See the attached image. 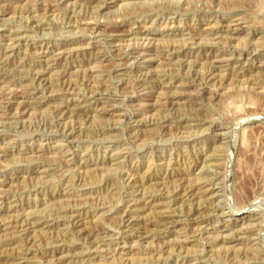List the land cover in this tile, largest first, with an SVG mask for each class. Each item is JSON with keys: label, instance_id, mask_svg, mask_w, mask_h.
<instances>
[{"label": "rangeland", "instance_id": "obj_1", "mask_svg": "<svg viewBox=\"0 0 264 264\" xmlns=\"http://www.w3.org/2000/svg\"><path fill=\"white\" fill-rule=\"evenodd\" d=\"M114 1L0 0V223H39L1 228L0 264H264V0Z\"/></svg>", "mask_w": 264, "mask_h": 264}, {"label": "bare ground", "instance_id": "obj_2", "mask_svg": "<svg viewBox=\"0 0 264 264\" xmlns=\"http://www.w3.org/2000/svg\"><path fill=\"white\" fill-rule=\"evenodd\" d=\"M28 1V0H27ZM32 1V0H31ZM37 1V0H36ZM50 1V0H49ZM56 1V4H47V6L49 7V8H52V7H54V6H58L59 5V3H58V1L60 2V1H62V0H55ZM64 1V0H63ZM66 1V0H65ZM100 1H102V2H104L105 4H109V3H111V2H115L114 0L112 1H110V0H100ZM108 1H110V2H108ZM211 1V0H210ZM214 1V0H213ZM33 2H34V0H33ZM40 2H41V0H40ZM44 2V1H43ZM43 2H41V3H43ZM53 2V1H52ZM124 2V1H123ZM38 3V2H37ZM55 3V2H54ZM124 3H126V2H124ZM210 3V2H209ZM64 4H65V2H64ZM46 5V4H45ZM116 5V4H115ZM128 5V4H127ZM4 6V5H3ZM39 6H41V4L39 5ZM39 6H38V8H39ZM41 7H43V6H41ZM47 9V8H46ZM60 9V8H59ZM152 9V8H151ZM53 10V9H52ZM56 10V9H55ZM1 11V10H0ZM5 12V11H4ZM3 10H2V12H0V15H2L3 13ZM31 12V11H30ZM50 12V11H49ZM241 14V13H240ZM35 15V14H34ZM57 15V14H56ZM128 15V14H127ZM238 16V15H237ZM242 16V15H241ZM33 17V16H32ZM232 17H235V16H232ZM29 18H31V17H29ZM29 18H27V19H29ZM34 18V17H33ZM32 19V18H31ZM219 19V18H218ZM240 20V18H234V19H231L230 21H234V20ZM38 20V19H37ZM167 20V19H166ZM238 20V21H239ZM29 21V20H28ZM69 21V20H68ZM237 21V22H238ZM30 22V21H29ZM34 22H35V20H33V21H31V23L30 24H34ZM40 22V21H39ZM242 22V21H241ZM35 24H36V22H35ZM74 24V23H73ZM98 24V23H97ZM96 24V26L95 25H93V29H99V25H97ZM212 24V23H211ZM217 24H219V23H217ZM35 27V26H34ZM91 28V29H92ZM101 28V27H100ZM221 29V28H220ZM220 29L218 30V28H213V31L214 32H216V34L217 33H219L220 32ZM103 31V30H102ZM119 31V30H118ZM128 31V30H127ZM199 31V30H198ZM108 32V31H107ZM183 32V31H182ZM181 32V33H182ZM111 33H114V31L113 32H111V30L109 31V33H108V35L110 36V37H114L113 39H115V34H111ZM133 33V32H132ZM195 33V32H194ZM193 32H189V34H190V36H189V38L188 39H190V40H192V41H190L189 43L191 44V45H198V46H200V47H202V46H204V45H206V44H204V43H202L203 42V40H200L199 38H198V36L196 35V33L194 34ZM20 34V33H19ZM99 34V33H98ZM102 34H107V33H101V35ZM117 34H119V33H117ZM116 34V35H117ZM121 35V34H120ZM119 35V36H120ZM196 35V36H195ZM99 36V35H98ZM105 36V35H104ZM186 36V35H185ZM184 36V37H185ZM16 37V36H15ZM147 37V36H146ZM150 37V36H149ZM176 37V36H175ZM183 37V38H184ZM200 37V36H199ZM217 37H222V36H220V35H218ZM17 38V37H16ZM201 38V37H200ZM230 38V37H229ZM228 38V39H229ZM234 38V37H233ZM144 39V38H143ZM14 40H16L15 38H14ZM95 40V39H94ZM167 40V39H166ZM172 40V39H171ZM215 40V39H214ZM219 40V39H218ZM9 41V40H8ZM7 41V42H8ZM11 41V40H10ZM145 41V40H144ZM152 40H150V41H148V42H143V43H138L136 46H135V50L136 51H145V52H148V51H153L154 50V48H155V46H154V43L156 42H151ZM177 41V40H176ZM199 41V42H198ZM202 41V42H201ZM213 41V40H212ZM230 41V40H229ZM19 42V41H18ZM17 42V43H18ZM165 42V41H164ZM173 42H175V41H173ZM180 42V41H179ZM166 43V42H165ZM183 43H184V41H183ZM227 43V42H226ZM8 44V43H7ZM6 44V45H7ZM14 44H15V42L13 41V39H12V42L11 43H9L8 44V49H7V51H13L14 50ZM176 44V43H175ZM186 45V44H185ZM210 45H214V44H210ZM223 45H225V44H223ZM258 45V44H257ZM63 46H64V44H62L61 46L60 45H56V46H53L52 47V49H51V51H48V53L49 52H52V53H54V54H56V56L57 55H64L66 52H68V50H64V48H63ZM134 46V45H133ZM233 46V45H232ZM255 46V45H254ZM181 47V46H180ZM188 47V46H187ZM252 47V46H251ZM116 48V47H115ZM169 48H173V49H170V50H168V51H171V50H175V49H177V46L175 47V46H172V47H169ZM184 48V47H183ZM42 49V48H41ZM50 49V48H49ZM75 49V48H74ZM113 49V48H112ZM133 49V48H132ZM157 49V48H156ZM155 49V50H156ZM187 49V48H186ZM259 49H261V48H259ZM164 50V49H163ZM70 51H71V49H70ZM120 51V50H119ZM135 51V52H136ZM191 51V50H190ZM189 51V52H190ZM239 52V51H238ZM40 53V52H39ZM47 53V52H46ZM46 53H44V55L42 56V58L45 56V54ZM76 53V52H75ZM171 53V52H170ZM173 53V52H172ZM175 53H176V50H175ZM178 53H180V51L178 52ZM177 53V54H178ZM216 53V52H215ZM113 54V53H112ZM138 54V53H137ZM186 54V53H185ZM52 55V54H51ZM119 55H121V54H119ZM118 55V56H119ZM126 55V54H125ZM170 55H172V54H170ZM176 55V54H175ZM46 56H47V54H46ZM115 56V55H114ZM157 56V55H156ZM161 56V55H160ZM237 56H238V54H237ZM236 56V57H237ZM240 56V55H239ZM58 57V56H57ZM56 57V58H57ZM117 57V56H116ZM121 57V56H120ZM123 57V56H122ZM135 57V56H134ZM167 57V56H166ZM177 57V56H176ZM230 57L231 56H229V58H225L223 55L220 57V56H217V59L215 60V62H230ZM48 58V57H47ZM165 58V57H164ZM168 58V57H167ZM44 59V58H43ZM51 59V58H50ZM53 59H55V58H53ZM151 59H153V58H151ZM156 59V58H155ZM49 60V59H48ZM52 60V59H51ZM154 60V59H153ZM258 60V59H257ZM39 61V60H38ZM45 61H47V60H45ZM53 61V60H52ZM149 61H152V60H149ZM26 62V61H25ZM46 63V65H47V62H45ZM198 63V62H197ZM40 64V63H39ZM44 64V63H43ZM49 64H50V62H49ZM119 64V63H118ZM162 64V63H161ZM35 65V64H34ZM52 65V64H51ZM181 65V64H180ZM50 66V65H49ZM67 66V65H66ZM210 66V65H209ZM42 67V66H41ZM44 67V66H43ZM188 67H190V66H188ZM188 67H187V69H188ZM221 67V65H217V64H213V66L210 68V70H209V73L208 74H205V77H203L204 79V81L206 82H204L205 84H207V83H209V84H214V85H216V87H217V83L215 84L214 82H216L215 81V79H216V76H215V74L211 71L213 68L215 69V68H217L218 69V71H219V68ZM226 67V66H225ZM67 68V67H66ZM201 68V67H200ZM45 69V68H44ZM91 69V68H90ZM259 69V68H258ZM261 69V68H260ZM169 70V69H168ZM94 71V70H93ZM176 71V70H175ZM26 72V71H25ZM160 72V71H159ZM43 73V72H42ZM42 73H38V75L37 76H34L35 77V79L36 78H38V80L42 77ZM158 73V72H157ZM166 73V72H165ZM170 73V72H169ZM199 73V72H198ZM258 73V72H257ZM219 74V73H218ZM246 74V73H245ZM16 75V74H15ZM20 75V74H19ZM36 75V74H35ZM183 75V74H182ZM63 76V75H62ZM100 76V75H99ZM156 76V75H155ZM161 76V75H160ZM256 76V75H255ZM90 77V76H89ZM222 77V76H221ZM252 77V76H251ZM62 78H64V77H62ZM87 79V78H86ZM218 79V78H217ZM44 80H46V79H44ZM48 80V79H47ZM64 80H65V78H64ZM63 80V82H65ZM148 80V79H147ZM151 80H153V79H151ZM253 80V79H252ZM255 83H258L259 81H260V79L259 78H255ZM17 81V80H16ZM42 81V80H41ZM154 81V80H153ZM242 81H243V79H242ZM1 82V81H0ZM6 82H8V80H6ZM47 82V81H46ZM53 82V81H52ZM60 82V81H59ZM202 82V81H201ZM251 82V81H250ZM254 82V81H253ZM44 83V82H43ZM66 83V82H65ZM156 83V82H155ZM189 83V82H188ZM41 84V83H40ZM54 84H56V83H54ZM53 84V85H54ZM60 84H61V82H60ZM68 84V81H67V83H66V85ZM251 84V83H250ZM46 85V84H45ZM48 85V84H47ZM46 85V86H47ZM69 85V84H68ZM202 85V84H201ZM240 85V84H239ZM255 85V84H254ZM7 86H8V84H7ZM14 86V85H13ZM63 86V85H62ZM242 86V85H241ZM253 86V85H252ZM20 87V86H19ZM59 87H60V85H59ZM68 87V86H67ZM205 87H207V86H205ZM245 87V86H244ZM2 88V87H1ZM46 88V87H45ZM103 88V87H102ZM143 88V87H142ZM204 88V87H203ZM219 88H221V87H219ZM237 88V87H236ZM4 89V88H3ZM8 89V88H7ZM78 89V88H77ZM147 90V89H146ZM9 91V90H8ZM7 91V92H8ZM66 91V90H65ZM74 91V90H73ZM85 91V90H84ZM100 91V90H99ZM204 91V90H203ZM43 92V91H42ZM3 93V92H2ZM148 93V92H147ZM171 93V92H170ZM177 93V92H176ZM216 93V92H215ZM175 94V93H174ZM4 95L6 96V97H4L3 99H6V100H10L11 99V101H7L6 103H8L9 105L8 106H10V107H12L13 108V106H14V108H16V109H20V110H24V108L28 105V103H29V101H26V99H27V96L28 95H26V93L24 94V93H13V91H12V93L11 92H8V93H4ZM3 96V95H2ZM75 98V97H74ZM168 98V97H167ZM1 99V98H0ZM5 100V101H6ZM4 102V101H3ZM2 102V103H3ZM83 103V102H82ZM1 104V103H0ZM161 104V103H160ZM5 106V105H4ZM3 108V107H2ZM9 108V107H8ZM78 108V105H76V106H72V104L71 105H63V107H60V108H56V111L58 112V113H60V114H62V115H64V114H66V113H68L69 111H72V110H75V109H77ZM8 111V110H7ZM25 111V110H24ZM4 112V111H3ZM71 113V112H70ZM22 114V112H17L16 114H15V116L16 117H19L20 115ZM2 116V115H1ZM5 116V115H4ZM198 117V116H197ZM152 121H154V120H152ZM195 121V120H194ZM155 122V121H154ZM161 125V124H160ZM112 126V125H111ZM193 127V126H192ZM65 128V127H64ZM75 129V128H74ZM224 132V131H223ZM223 135H224V133H222ZM38 147V146H37ZM76 149V148H75ZM215 152V151H214ZM216 153V152H215ZM218 153V152H217ZM219 156V155H218ZM5 161V160H4ZM120 162V161H119ZM36 164V163H35ZM4 166V165H3ZM98 168V167H97ZM41 169V168H40ZM43 169V168H42ZM39 170V169H38ZM44 171V170H43ZM100 173V172H99ZM124 174V173H123ZM22 176V175H21ZM19 177V176H18ZM124 177V176H123ZM20 178V177H19ZM201 178V177H200ZM11 179V178H10ZM9 179V180H10ZM28 179H30V178H28ZM187 179V178H186ZM193 179V178H192ZM2 183H3V180H2ZM5 183V182H4ZM6 184H7V182H6ZM11 184H13V183H11ZM184 183H182V184H178L177 186L179 187L178 188V190L176 191V193L174 194L175 196H179L180 197V195H183L184 197H186V198H191L192 200L195 198V196L197 195V197L200 195V194H205V193H208V192H206V189L204 190V191H202L201 189H203V187H201V185L202 184H204V183H200V185H198V187H196L195 188V186H197V185H192V187H190L189 185L186 187V185L187 184H185V185H183ZM192 184V183H191ZM190 184V185H191ZM0 186H4L3 184H1L0 183ZM20 186V185H19ZM25 186V185H24ZM173 186V185H172ZM165 187V186H164ZM6 188V187H5ZM2 189H4V188H2ZM21 189V188H20ZM164 189V188H163ZM1 191H3V193L2 192H0V199H5L6 197H5V195H4V191H6V190H1ZM196 191V192H195ZM243 191V190H242ZM174 191H172V193H173ZM6 193V192H5ZM68 193V192H67ZM152 193V192H151ZM168 193V192H167ZM170 193V192H169ZM243 193V192H242ZM242 193H238V191L236 190V196L235 197H238V200H241V203H240V201L238 202V200H237V204H236V206L237 207H241V206H248V202H249V199H248V197H247V199H243L242 200ZM246 193V192H245ZM134 194V193H133ZM146 195V194H145ZM165 196V195H164ZM167 196V195H166ZM15 197V196H14ZM13 197V198H14ZM133 197V196H132ZM173 197V196H172ZM246 197V196H245ZM12 199V198H11ZM138 199V198H137ZM154 199V198H153ZM11 202V201H10ZM156 202V201H155ZM163 202V201H162ZM198 202V201H197ZM84 203V202H83ZM90 203V202H89ZM152 203H153V201H152ZM161 203V202H160ZM174 203V202H173ZM199 203V202H198ZM151 204V203H150ZM185 204V203H184ZM213 204V203H212ZM68 205V204H67ZM80 205V204H79ZM125 205V204H124ZM132 205V204H131ZM176 205V204H175ZM183 205V204H182ZM7 206V205H6ZM73 206V205H72ZM189 206V205H188ZM127 207V206H126ZM132 207H133V205H132ZM137 207V206H136ZM125 208V207H124ZM130 208V207H129ZM60 209V208H59ZM85 209V208H84ZM123 209V208H122ZM128 209V208H127ZM132 209L133 208H131V210L129 209L128 211L130 212V211H132ZM187 209H188V207H187ZM215 209V208H214ZM126 210V209H125ZM124 210V211H125ZM185 210V209H184ZM176 212V211H175ZM13 213V212H12ZM33 213V212H32ZM126 213V212H125ZM133 213V212H132ZM190 213H191V211H190ZM193 215L192 216H194L195 215V212L193 211ZM199 213V212H198ZM208 213V212H207ZM206 213V214H207ZM131 214V213H130ZM130 214H127V216H129ZM188 214V213H187ZM219 214V213H218ZM221 214V213H220ZM219 214V215H220ZM188 215H190V214H188ZM26 216V215H25ZM28 216V215H27ZM30 216V215H29ZM218 216V215H217ZM9 217V216H8ZM24 217V216H23ZM134 217V216H133ZM127 218V217H126ZM132 216H131V218H129V219H125V221H127V222H131L132 220ZM180 219V218H179ZM195 219V218H194ZM193 219V220H194ZM237 219V218H236ZM23 220V219H22ZM135 220V219H134ZM162 220V219H161ZM197 220V219H196ZM235 220V219H234ZM233 220V221H234ZM176 221V220H175ZM21 222H25V223H22L21 224ZM20 222V220H18V222H16L15 224L16 225H14V222H11L10 220L8 221V223H6V224H4V223H0V230H1V228L4 230H13L14 232H15V230H16V232H22V234H23V232H27V231H29L33 226H35V225H37V224H39V223H37V222H33L32 220H31V218H26L24 221H21ZM145 222H147V221H145ZM163 222V221H162ZM161 221H158V222H156V223H158V224H163ZM195 222V221H194ZM198 222V221H197ZM18 223V224H17ZM237 222H235V224H236ZM125 225H126V223H125ZM169 225V224H168ZM243 225V224H242ZM252 225V224H251ZM200 226H202V225H200ZM247 226V225H246ZM4 227V228H3ZM199 227V226H198ZM248 227V226H247ZM167 228V227H166ZM169 228V227H168ZM124 229V228H123ZM147 229V228H146ZM145 229V230H146ZM246 229V230H245ZM243 230H245V231H243V233L242 234H246V236H248V235H250L248 232H250V228H244ZM257 230V229H256ZM35 231V230H34ZM181 231V230H180ZM192 231V230H191ZM198 231V230H197ZM208 231V230H207ZM15 232V233H16ZM168 232H171V229L168 231ZM177 232H179V231H177ZM252 232V231H251ZM3 234V233H2ZM10 234H11V232H10ZM9 234V235H10ZM93 234V233H92ZM135 234V233H134ZM138 234V233H137ZM197 234V232H194V234H192L191 235V237L192 236H195ZM188 235V234H187ZM218 235V234H217ZM97 236V235H96ZM101 237V236H100ZM145 237V236H144ZM190 237V238H191ZM208 237V236H207ZM91 238V237H90ZM216 238V237H215ZM249 238V237H248ZM12 239V238H11ZM135 239V238H134ZM14 240V239H13ZM144 240V239H143ZM184 240V239H183ZM198 240V239H197ZM95 241V240H94ZM94 241H92L91 240V243H90V245H93L94 244ZM192 241H195V240H193V239H191V240H186L185 242H192ZM96 242V241H95ZM148 242V241H147ZM96 244V243H95ZM152 244V243H151ZM116 245V244H115ZM12 246V245H11ZM147 246V245H146ZM175 246V245H174ZM138 247V246H137ZM151 247V246H150ZM162 247V246H161ZM16 248V247H15ZM111 248V247H110ZM113 248V247H112ZM159 249H161L160 247H158ZM94 249V248H93ZM88 249L87 250V253H86V255L87 256H97V250L96 249ZM134 249H137L135 246H124V247H121L120 248V253L121 254H123V255H129V254H131V252L134 250ZM143 249V248H142ZM165 249V248H164ZM164 249H163V251H164ZM180 249V248H179ZM100 250V249H99ZM178 250V249H177ZM139 251V250H138ZM141 251V250H140ZM139 251V252H140ZM145 251V250H144ZM159 251V250H158ZM162 251V252H163ZM166 251V250H165ZM180 251V250H179ZM59 252V251H58ZM82 252V251H81ZM86 252V251H85ZM161 252V251H160ZM108 253V252H107ZM183 253V252H182ZM45 254V253H44ZM161 254V253H160ZM12 255H14L13 253H12ZM17 255V254H16ZM15 255V256H16ZM26 255V254H25ZM136 256V255H135ZM134 256V257H135ZM157 256H158V254H157ZM125 257V256H124ZM19 258H21V256L20 257H18V255H17V257H8V259H7V263L8 264H24L22 261L21 262H17L16 261V259H19ZM137 259V258H136ZM139 259V258H138ZM200 259V258H199ZM20 261V260H19ZM23 261H25L24 259H23ZM56 261V260H55ZM125 261V260H124ZM255 261V260H254ZM45 263V262H44ZM129 263V262H128ZM232 263V262H231ZM90 264V263H89Z\"/></svg>", "mask_w": 264, "mask_h": 264}]
</instances>
